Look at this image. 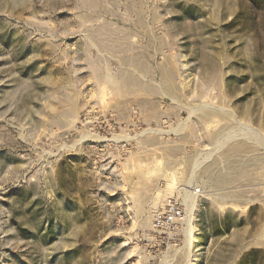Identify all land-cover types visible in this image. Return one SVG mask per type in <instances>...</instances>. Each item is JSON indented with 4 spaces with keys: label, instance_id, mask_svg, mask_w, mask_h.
I'll list each match as a JSON object with an SVG mask.
<instances>
[{
    "label": "rangeland",
    "instance_id": "1",
    "mask_svg": "<svg viewBox=\"0 0 264 264\" xmlns=\"http://www.w3.org/2000/svg\"><path fill=\"white\" fill-rule=\"evenodd\" d=\"M0 264H264V0H0Z\"/></svg>",
    "mask_w": 264,
    "mask_h": 264
}]
</instances>
